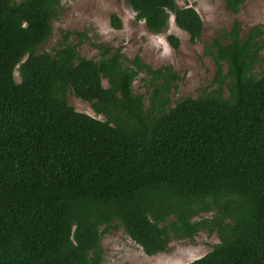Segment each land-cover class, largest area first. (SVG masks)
<instances>
[{
  "label": "trees",
  "instance_id": "obj_1",
  "mask_svg": "<svg viewBox=\"0 0 264 264\" xmlns=\"http://www.w3.org/2000/svg\"><path fill=\"white\" fill-rule=\"evenodd\" d=\"M223 1L234 14L244 3ZM126 2L150 33L166 32L172 17L200 40L194 8ZM60 3L0 0V264H101V235L117 226L148 256L207 229L219 242L188 264H264V71L253 72L261 27L241 35L235 21L228 43L206 45L217 90L169 108L179 77L168 67L138 56L127 67L120 48L94 42L99 59L83 58L69 32L53 54L38 53ZM110 24L122 28L114 14ZM140 72L147 107L132 92ZM69 91L104 120L76 111Z\"/></svg>",
  "mask_w": 264,
  "mask_h": 264
},
{
  "label": "rangeland",
  "instance_id": "obj_2",
  "mask_svg": "<svg viewBox=\"0 0 264 264\" xmlns=\"http://www.w3.org/2000/svg\"><path fill=\"white\" fill-rule=\"evenodd\" d=\"M179 7H192L200 16L203 31L196 43L189 41L187 33L178 29L170 17L166 32L150 33L143 21L135 19L134 12L126 0H61L60 12L52 20V34L38 49V53L53 54L58 48L62 36L69 32L68 43L76 46L81 57L99 59V51L91 43H101L111 48H120L127 67L128 60L138 56L153 70L168 67L179 79L175 81L167 94L168 107H174L184 98H196L217 90L214 83L215 66L204 47L219 39L229 42L225 34L235 21L239 22L241 35H245L254 25H259L264 38V0H244L237 14L225 9L223 0H175ZM114 14L122 23V28L111 27L110 16ZM173 35L179 40V46L173 48L166 40ZM259 63L253 72L264 71V50L259 54ZM226 68L224 69V73ZM15 80L19 81L17 72ZM149 78L140 72L132 83V92L143 97L145 107L150 104L152 89ZM108 87L106 79L102 80ZM225 95L227 93L225 92ZM67 103L76 111L104 120L92 111L91 105L76 98L71 91L66 94ZM212 212L203 213L195 220L210 218ZM103 230V227L100 228ZM219 242L215 231L207 229L197 232L192 239H172L167 252L152 256L146 255L142 248L132 241L121 227L110 228L101 235L100 246L103 259L101 264H188L205 254Z\"/></svg>",
  "mask_w": 264,
  "mask_h": 264
}]
</instances>
